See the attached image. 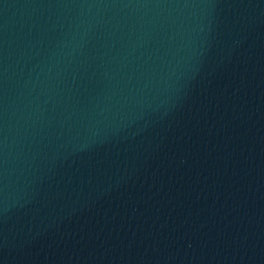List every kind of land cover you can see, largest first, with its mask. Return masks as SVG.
I'll return each mask as SVG.
<instances>
[{
	"label": "water",
	"instance_id": "water-1",
	"mask_svg": "<svg viewBox=\"0 0 264 264\" xmlns=\"http://www.w3.org/2000/svg\"><path fill=\"white\" fill-rule=\"evenodd\" d=\"M0 264H264V0H0Z\"/></svg>",
	"mask_w": 264,
	"mask_h": 264
}]
</instances>
